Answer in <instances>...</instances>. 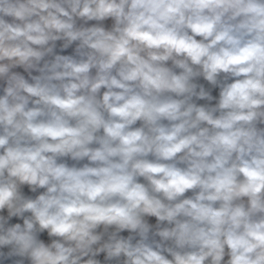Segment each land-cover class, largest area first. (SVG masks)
<instances>
[{"label": "clouds", "instance_id": "clouds-1", "mask_svg": "<svg viewBox=\"0 0 264 264\" xmlns=\"http://www.w3.org/2000/svg\"><path fill=\"white\" fill-rule=\"evenodd\" d=\"M0 264H264V0H0Z\"/></svg>", "mask_w": 264, "mask_h": 264}]
</instances>
